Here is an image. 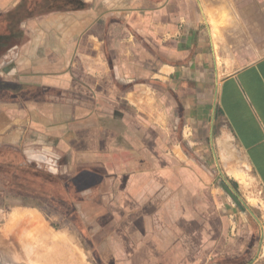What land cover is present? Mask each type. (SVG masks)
I'll list each match as a JSON object with an SVG mask.
<instances>
[{
    "label": "crops",
    "instance_id": "crops-1",
    "mask_svg": "<svg viewBox=\"0 0 264 264\" xmlns=\"http://www.w3.org/2000/svg\"><path fill=\"white\" fill-rule=\"evenodd\" d=\"M5 147L104 168L115 261L264 264V0H0Z\"/></svg>",
    "mask_w": 264,
    "mask_h": 264
},
{
    "label": "rangeland",
    "instance_id": "rangeland-1",
    "mask_svg": "<svg viewBox=\"0 0 264 264\" xmlns=\"http://www.w3.org/2000/svg\"><path fill=\"white\" fill-rule=\"evenodd\" d=\"M12 88L6 85L3 90L9 93ZM20 91L29 93L26 88ZM27 158L15 149L0 152V264H141L114 260L119 248L126 252L127 246L111 245L107 239L110 229L104 223L116 220L117 213L107 207L114 198L102 197V191L114 189L104 180L103 167L72 165L69 170L63 163L66 157L57 165L40 161L39 170L17 165L16 160ZM25 220L33 224L22 231ZM246 222L255 227L253 237L264 242V211L248 214ZM59 240L69 242L68 263L67 258L61 261V246L52 245Z\"/></svg>",
    "mask_w": 264,
    "mask_h": 264
},
{
    "label": "trees",
    "instance_id": "trees-1",
    "mask_svg": "<svg viewBox=\"0 0 264 264\" xmlns=\"http://www.w3.org/2000/svg\"><path fill=\"white\" fill-rule=\"evenodd\" d=\"M20 166H25L26 168L29 166L31 167V169H34V170H39L40 166L38 165H33L31 162L27 161V160H22V162L20 163ZM44 172H49L47 171L46 168H44ZM50 173V172H49ZM51 174V173H50Z\"/></svg>",
    "mask_w": 264,
    "mask_h": 264
},
{
    "label": "bare ground",
    "instance_id": "bare-ground-1",
    "mask_svg": "<svg viewBox=\"0 0 264 264\" xmlns=\"http://www.w3.org/2000/svg\"><path fill=\"white\" fill-rule=\"evenodd\" d=\"M24 229V228H23Z\"/></svg>",
    "mask_w": 264,
    "mask_h": 264
}]
</instances>
